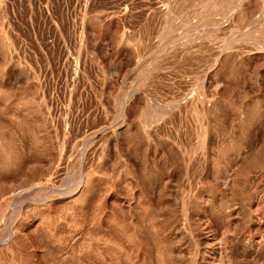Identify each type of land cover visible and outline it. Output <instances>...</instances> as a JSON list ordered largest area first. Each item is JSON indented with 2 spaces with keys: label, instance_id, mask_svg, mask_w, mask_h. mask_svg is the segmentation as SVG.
Instances as JSON below:
<instances>
[{
  "label": "rangeland",
  "instance_id": "374dc122",
  "mask_svg": "<svg viewBox=\"0 0 264 264\" xmlns=\"http://www.w3.org/2000/svg\"><path fill=\"white\" fill-rule=\"evenodd\" d=\"M0 264H264V0H0Z\"/></svg>",
  "mask_w": 264,
  "mask_h": 264
}]
</instances>
